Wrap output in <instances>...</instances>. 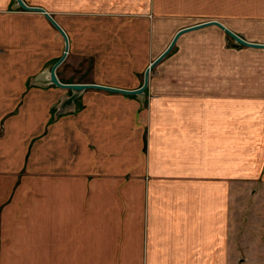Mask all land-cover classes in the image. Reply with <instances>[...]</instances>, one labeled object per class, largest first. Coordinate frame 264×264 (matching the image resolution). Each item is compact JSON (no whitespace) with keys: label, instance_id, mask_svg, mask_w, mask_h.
Wrapping results in <instances>:
<instances>
[{"label":"crops","instance_id":"1","mask_svg":"<svg viewBox=\"0 0 264 264\" xmlns=\"http://www.w3.org/2000/svg\"><path fill=\"white\" fill-rule=\"evenodd\" d=\"M24 2L67 35L63 82L138 87L209 19L264 42V0ZM63 49L42 11L0 0V264H261L264 47L190 29L144 103L89 87L54 114L71 90L32 78Z\"/></svg>","mask_w":264,"mask_h":264},{"label":"water","instance_id":"2","mask_svg":"<svg viewBox=\"0 0 264 264\" xmlns=\"http://www.w3.org/2000/svg\"><path fill=\"white\" fill-rule=\"evenodd\" d=\"M14 5L15 6H21L23 8L27 9H35V10H40L44 13V15L52 22V24L57 28V30L61 33L63 40H64V49L61 53V55L50 65V66H45L40 72H38L32 79L33 82L37 84H48V83H53L55 85L69 88L71 90V93L68 96H63L60 101L57 103L56 110L54 114H58L59 112H64L67 110H72L75 108L76 102L75 99L80 95V93L89 87H96V88H103V89H108L112 91H119V92H124L128 94H135L142 103L145 102L146 100V89L149 83V77H150V71L151 69L166 55L168 54L171 49L173 48L174 44L176 43L178 36L187 30L198 28L201 26H205L208 24H218L222 28H224L230 36L234 40V44L241 43V44H246V45H252V46H262L264 47V42H258V41H251L248 40L244 37H242L240 34L236 33L235 31L231 30L229 27L225 26L221 21L217 19H209V20H204L200 21L191 25L184 26L178 30V32L175 34L173 39L171 40L170 44L167 46V48L161 52L154 60L149 64V66L145 70L144 74V81L143 83L135 88H122L118 86H113V85H107V84H101V83H96V82H63L60 81L56 75L55 69L57 65L63 60L65 57V54L67 52L68 48V38L63 30V28L55 21V19L42 7V6H34V5H29L24 2V0H14Z\"/></svg>","mask_w":264,"mask_h":264},{"label":"rangeland","instance_id":"3","mask_svg":"<svg viewBox=\"0 0 264 264\" xmlns=\"http://www.w3.org/2000/svg\"><path fill=\"white\" fill-rule=\"evenodd\" d=\"M0 220H1V217H0ZM48 222H47V218L45 220H43V227H44V230H47V226H48ZM250 256V255H249ZM245 256L240 258V256H234L233 257V264H245ZM250 259V257H249ZM252 263H261V264H264V259H260L259 257H255V258H252Z\"/></svg>","mask_w":264,"mask_h":264}]
</instances>
